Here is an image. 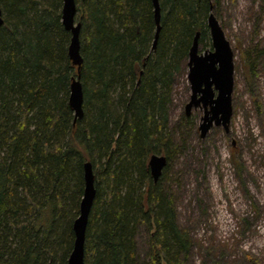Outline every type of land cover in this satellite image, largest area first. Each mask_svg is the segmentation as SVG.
Segmentation results:
<instances>
[{
    "label": "trees",
    "instance_id": "16d2710c",
    "mask_svg": "<svg viewBox=\"0 0 264 264\" xmlns=\"http://www.w3.org/2000/svg\"><path fill=\"white\" fill-rule=\"evenodd\" d=\"M76 1L80 70L63 0H0V264H67L86 161L96 197L84 264H187L192 240L178 221L170 168L195 118L185 112L173 122V91L196 33L200 45L209 37L218 0H160L155 49L152 0ZM79 74L84 114L75 122L70 93ZM154 153L168 158L158 181Z\"/></svg>",
    "mask_w": 264,
    "mask_h": 264
},
{
    "label": "rangeland",
    "instance_id": "374dc122",
    "mask_svg": "<svg viewBox=\"0 0 264 264\" xmlns=\"http://www.w3.org/2000/svg\"><path fill=\"white\" fill-rule=\"evenodd\" d=\"M214 13L234 51L233 114L228 130L213 125L202 137L204 107L193 109L194 129L170 168L172 191L192 240L187 264H249L247 256L264 264V0H218ZM204 48H213L210 31ZM188 71L175 82L173 122L190 99ZM138 242L146 258L148 238Z\"/></svg>",
    "mask_w": 264,
    "mask_h": 264
},
{
    "label": "water",
    "instance_id": "95a60500",
    "mask_svg": "<svg viewBox=\"0 0 264 264\" xmlns=\"http://www.w3.org/2000/svg\"><path fill=\"white\" fill-rule=\"evenodd\" d=\"M154 4V16L156 32L153 49L156 48L162 19L160 0H152ZM77 1L63 0L62 21L67 30L72 34L69 45V55L73 63L80 70L83 63L81 54V22L77 21ZM208 27L212 39L213 48L200 50V31L194 37L189 50L187 74L191 86V95L185 105L186 114L190 115L194 108L204 107L199 130L205 137L213 125H222L229 128L233 114L232 94L234 90V51L225 31L214 12L208 16ZM4 24L3 11L0 5V27ZM83 90L80 80L74 79L71 84L70 105L75 111V122L84 114ZM168 163L165 154L154 153L150 156L149 165L155 181L161 177ZM85 188L80 203V214L74 221L75 241L67 264L85 263L86 230L89 216L96 197L95 172L91 161L84 165Z\"/></svg>",
    "mask_w": 264,
    "mask_h": 264
}]
</instances>
